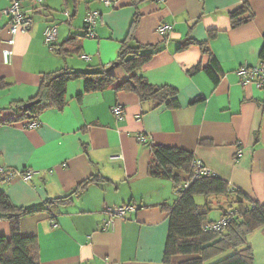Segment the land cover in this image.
I'll list each match as a JSON object with an SVG mask.
<instances>
[{"label": "crops", "instance_id": "obj_1", "mask_svg": "<svg viewBox=\"0 0 264 264\" xmlns=\"http://www.w3.org/2000/svg\"><path fill=\"white\" fill-rule=\"evenodd\" d=\"M12 1L0 0V79L9 84L0 88V107L36 97L45 73L111 66L137 16L131 44L160 48L139 74L153 85L179 91L180 108L150 110L133 93L112 87L85 93L83 81L76 80L67 85V105L45 111L36 120L37 128L0 127L3 172L33 174L31 180L16 175L0 185L17 207L65 197L93 175L106 179L69 204L22 220V235L39 241L41 264H164L169 220L161 207L172 205L177 191L171 180L148 175L153 146L192 152L213 175L264 203V89L243 85L237 74L244 65L264 68L259 60L264 0H110V6L103 0H17L33 24L28 33L15 37L11 63L5 64L3 51L10 38L6 10ZM245 2L254 20L233 29L229 13ZM91 11L100 13L96 36L86 37L84 20ZM161 23L173 25V33L160 35ZM52 25L57 27L56 48L76 38L66 54L44 41V31ZM212 31L217 36L209 40ZM189 35L209 42L222 71L218 83L205 72L188 73L208 63L196 46L178 50ZM114 74L126 79L119 68ZM199 97L204 100L190 105ZM116 105L124 108L123 120L112 111ZM140 135L147 141L139 142ZM201 140L211 144H199ZM127 204L137 211L104 229L106 210ZM0 230L7 232L9 227L1 223ZM249 243L255 264H264V228L254 232ZM184 260L187 257H175L171 264Z\"/></svg>", "mask_w": 264, "mask_h": 264}, {"label": "trees", "instance_id": "obj_2", "mask_svg": "<svg viewBox=\"0 0 264 264\" xmlns=\"http://www.w3.org/2000/svg\"><path fill=\"white\" fill-rule=\"evenodd\" d=\"M28 16L32 18L29 13ZM254 17L248 2L229 13L233 29L252 22ZM138 18L137 16L132 23L127 40L122 42L117 59L119 64L117 69L124 72L126 79L120 80L114 74V70L108 71V67L102 65H90L84 70L67 67L45 73L36 97L29 101H16L7 107H0V127L19 124L27 126L38 120L47 110H62L67 105V85L76 80L83 81L85 93L103 91L112 87L116 92L135 94L141 104H149L150 110L180 108L177 89L171 86L153 85L146 77L139 74V69L159 52L160 48L131 44ZM86 32L84 24V35L87 37ZM216 36V32H209V40ZM75 39L69 38L56 48V40L48 44L44 37L47 45L62 54L67 53L66 48ZM208 44V41H198L189 35L178 50L185 51L192 46L198 47L203 56L208 57V63L206 66L199 63L189 69L188 73L193 76L205 72L216 84L222 77V71ZM259 60L264 63V36ZM8 86V83L0 79V88L4 89ZM80 96L79 94L78 97ZM203 100L202 97L196 98L190 105ZM32 102L37 103L26 110L25 106ZM199 144L210 145L211 142L201 140ZM194 160L192 152L181 148L153 146L151 149L148 175L171 180L178 194L172 205L164 204L161 207L168 213L169 220L163 263L171 264L175 257L183 256L187 257V260L180 264H255V254L249 243V237L264 228V203L212 173L193 179ZM16 173V171L3 172L0 166V185L9 180L10 174L12 179ZM105 180L104 177L93 175L79 183L73 192L65 197L29 207L15 206L6 192L0 188V224L6 223L9 227L7 232L0 230V264H41L39 241L35 236L22 235V220L41 213H49L57 204H69L74 196L85 191L90 185ZM188 181H191L190 186L182 189ZM197 198H201L203 203ZM214 209L220 213L219 220H212L210 217ZM221 221H225V224L219 230L209 228Z\"/></svg>", "mask_w": 264, "mask_h": 264}, {"label": "built area", "instance_id": "obj_3", "mask_svg": "<svg viewBox=\"0 0 264 264\" xmlns=\"http://www.w3.org/2000/svg\"><path fill=\"white\" fill-rule=\"evenodd\" d=\"M39 3L42 2V0H37ZM158 2H163L164 0H157ZM103 2L106 5H111L110 0H103ZM6 14L10 17L9 22V34L10 38L6 41V44L8 45V48H5L3 51V61L5 64H10L12 59V50L10 47H12L15 44V37L18 34H26L29 32V30L32 27L33 19L28 16V13L23 10V8L20 5V2L17 0H13L12 5L6 10ZM100 13L97 11H91L88 13L84 20V24L86 26V34L87 37H95L96 36V26L99 20ZM174 27L173 25L167 24V23H161L157 27V32L167 37L173 33ZM44 37L46 40V43H52L55 42L57 38V27L49 26L44 31ZM86 59H90V57L85 56ZM237 74L239 78L241 79V82L243 85H255L259 89H264V68L263 67H249L247 65H244L240 67L237 71ZM113 113L119 120H123L124 118V108L122 105H116L112 108ZM38 122L34 121L27 125V128L34 129L37 128ZM137 140L141 143H144L147 141L146 137L143 135H140L137 137ZM241 154V153H239ZM240 156V155H239ZM192 168L194 170V177L195 179L198 176H207L211 175V171L207 169L201 161L198 159H195L192 163ZM23 176L25 180H31L33 177L32 173H20L17 172L14 176ZM12 174L9 176V180L11 179ZM191 181L186 182L182 189H187L190 186ZM137 211V208L134 205L127 204V205H121L117 207H111L106 210V213L108 214V218L104 220V229L113 228L115 225V219H126L129 214L134 213ZM225 224V221H221L217 224L211 225L209 228L213 230H219L222 225Z\"/></svg>", "mask_w": 264, "mask_h": 264}, {"label": "rangeland", "instance_id": "obj_4", "mask_svg": "<svg viewBox=\"0 0 264 264\" xmlns=\"http://www.w3.org/2000/svg\"><path fill=\"white\" fill-rule=\"evenodd\" d=\"M80 9H81V7H80ZM57 10L58 11H60V10H62V7H57ZM82 12H83V8H82V10H81ZM55 15H58V16H60L59 18L61 19V18H63L64 20L66 19V16H65V14L63 15V13L62 14H58V13H56L55 12ZM182 182H184V181H182ZM175 196H176V199L178 198V194L175 192ZM201 203H203V200L201 199V198H197ZM198 201V202H199ZM216 209V208H215ZM213 210L211 213H210V217H211V219L212 220H216V219H218L219 218V216H220V213L217 211V210Z\"/></svg>", "mask_w": 264, "mask_h": 264}, {"label": "water", "instance_id": "obj_5", "mask_svg": "<svg viewBox=\"0 0 264 264\" xmlns=\"http://www.w3.org/2000/svg\"><path fill=\"white\" fill-rule=\"evenodd\" d=\"M119 66L118 62L113 63L111 66L108 67V71H112L115 68H117ZM37 102H32L29 103L25 106V109L28 110L29 108H31L32 106H34Z\"/></svg>", "mask_w": 264, "mask_h": 264}]
</instances>
